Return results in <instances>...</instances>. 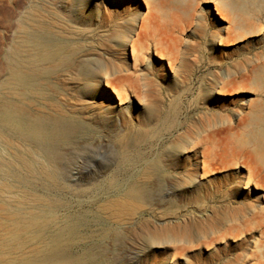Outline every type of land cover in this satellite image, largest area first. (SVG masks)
<instances>
[{
  "label": "rangeland",
  "instance_id": "1",
  "mask_svg": "<svg viewBox=\"0 0 264 264\" xmlns=\"http://www.w3.org/2000/svg\"><path fill=\"white\" fill-rule=\"evenodd\" d=\"M171 1V5L159 7L160 1L157 0H87L86 6L82 7L81 0H0V99L14 102L34 119L57 117V110L62 109L61 115L66 118L63 119L67 125L66 137L75 144V147L69 146L70 149L63 151L60 168L55 172L58 182L31 180L14 183L41 200L31 202L37 207L36 211L30 206L22 210V205L13 202L11 212L15 214L13 217L23 212L28 217L32 214L40 219L44 224L43 231L47 235L60 234L65 252L83 264H95L97 259L105 264H172L173 261L175 264H264V211L259 209L260 204L264 207V200L260 197L263 191L251 186L247 200L232 199L228 207L213 194L204 200L205 208L199 212L182 192L190 190V168L174 170V166L168 165L170 147L187 139L196 128L221 123L227 118L237 126L240 118L234 112L242 108L243 101L264 99V95L251 85L234 94L206 96L212 87H216L222 72L245 68L247 75H252L255 67L264 64V0H249L243 6L251 33L235 28L232 42L222 46L218 44L219 39L214 38V34L220 32L211 25L214 19H218L217 15L212 16L213 4L205 0ZM186 5L196 7L199 12L204 10L203 18L193 21L190 27L184 22ZM88 6H95V12H89ZM139 14L175 28L176 35L182 39L174 59L177 73H181L174 77L168 61L159 60L154 49L140 55L139 69L150 81L153 80L152 96L146 103H139L131 95L122 114L110 110L116 105L119 107L118 100H104L94 86L86 87V83L92 80L82 75L87 73L86 67L71 76L63 74V70L82 63L89 69L99 65L119 69L118 76L129 74L126 69L133 72L131 52L121 44L134 36L135 19ZM32 19H52L54 33L40 32L39 38L44 42L60 40L68 43L69 50L61 61L52 59L46 62H59L58 74L49 80L44 77L40 80L47 90L18 91L9 79L4 59L20 38L18 23L34 27ZM223 25L219 24V27ZM260 28L261 31L257 32ZM225 33L221 32L223 36L227 35ZM221 59L223 64L219 63ZM149 62L153 64L152 70L146 67ZM155 71L159 74L157 81L152 76ZM164 81L170 83L166 85ZM159 84L165 86V92L159 91ZM248 112L245 108L241 117H246ZM71 116L74 120H67ZM1 146L4 145L0 141ZM145 175H150L151 180L145 181ZM157 181L160 185L156 191L149 184ZM137 186L143 187L147 193L143 204L135 197L140 190ZM209 188L213 191L214 186ZM116 200L127 201L139 210L124 222L100 211L102 205ZM219 206L222 207L220 211L224 210L232 217V222L224 228H218L217 223L218 218L223 217L213 214ZM242 213H246V219H241ZM243 224L245 227L241 228ZM250 224H254L253 227ZM212 229L219 231L213 237L225 236L215 244V249L204 247L199 251L195 246L185 245V255H180L181 244L155 247L148 241L151 236L159 237L169 232L182 238L192 234L204 236ZM34 248H26L24 254L30 255ZM194 250L201 255L196 256ZM41 251L37 257L48 252ZM243 252L248 254L247 258L234 262L233 259H239Z\"/></svg>",
  "mask_w": 264,
  "mask_h": 264
},
{
  "label": "bare ground",
  "instance_id": "2",
  "mask_svg": "<svg viewBox=\"0 0 264 264\" xmlns=\"http://www.w3.org/2000/svg\"><path fill=\"white\" fill-rule=\"evenodd\" d=\"M151 1L155 2L156 0ZM248 1L205 0L206 3L213 4L214 12L212 16H218V19H214L211 25L216 27L220 32L219 34H214V38L219 39L220 42L218 44L220 46L232 42L231 35H234L232 33L235 28L243 30L245 33H251V25L246 19L247 14L243 11L245 9H243V6ZM157 2H159V7H165L166 4H170L172 1L157 0ZM86 3L87 0H81L82 7H85ZM147 8L149 9V5ZM88 9L91 13L95 12V6H88ZM99 11L100 9H97V12ZM203 11L201 10L199 12L196 7L186 5L183 9L185 24L190 27L193 21L201 20L204 14ZM248 15L250 16V14ZM20 20L22 19L20 18ZM156 21L144 14L137 15L134 36L128 41L124 40L121 44L122 47L128 48L131 52L133 72L126 69V73L129 74L118 76L120 73L119 69H107L102 65L89 69V66L87 67L82 63H78L74 67L68 66L65 68L63 74L71 76L75 72H79L81 67H86L87 75L85 73L82 75L86 79H92L91 82L86 83V87L91 88L94 86L100 97L104 100L108 98L111 101L113 99L119 101V107L117 105L116 107L111 106V111L116 110L118 113L121 111L123 114V110L127 109L125 104L128 103L127 101H129L131 95L139 103H146L147 98L152 96L151 82L153 80L150 81L147 78V74H144L139 69L140 55L147 53L150 49H154L159 60L168 61V66L173 71L174 77H178L181 73H177V61H174V59L180 49L182 39L176 35L175 28L169 23H167L168 25H163L158 20ZM33 22L34 27L27 26L24 22L18 23L19 26L17 27L20 38L13 47H10V51L6 53L4 59L5 65H3L9 70V79L13 82L14 89L18 91L47 90V87L40 84V80L42 77L49 80L51 76L58 74L57 68L59 62L50 64L46 62H50L52 59L61 61L66 56V51L69 50L68 43L66 44L60 40L44 42L39 38L40 32L54 33L55 24L52 19L46 21L34 19ZM215 24L218 25L216 26ZM219 24L220 26L223 25V27H219ZM223 31L227 33L226 36L221 34ZM260 31L261 28L257 30V32ZM235 37H238V35ZM221 60L219 63L223 64V59ZM152 66L153 64L151 62L146 64L148 70H152ZM246 72L247 69L245 68L237 72H222L221 79L216 81V87L218 88L212 87L210 94L208 92L206 96L214 97V94H234L240 89L247 88L249 85L256 92L264 95V64H259L255 67L252 75H247ZM165 74V72L162 74L164 80L166 77ZM152 76L154 81H157L158 79L156 77H159V74L155 71L152 73ZM103 81H105L104 84ZM163 83L168 85L170 82L164 81ZM158 86L160 92H165L166 88L164 85L159 84ZM245 108H248L249 112L246 117H241L244 114ZM62 111V109L57 110V117L34 119L24 108L17 106L14 102L0 99V141L4 145L0 147V264H83L82 261L71 257L65 252L64 241L60 234L47 235L43 231V222H40V219H36L32 214L28 217V214L23 212L17 215L18 212L16 217H13L15 214L11 212L12 205H10L13 202H18L23 206L22 210H26V207L30 206V208L36 211L37 207L33 206L31 202L41 200L37 196L30 195L26 190L16 186L14 183L31 180H41L44 183L58 182L55 172L60 168L63 151L70 149L69 146L72 148L75 147V144L70 142L66 137L67 125L65 126L63 123V119L66 118L61 115ZM234 115L240 118L237 126L234 125L231 118H227L221 123H213L208 126L202 125L196 128L192 135L187 136V139H181L170 147L168 165L174 166V170H186L190 168V177L188 176L192 182L190 190H182V192L185 199L190 202L192 207L196 210L198 209L199 212L205 208L204 200L213 194L217 196L216 198H220V203L224 202L226 203L224 206L228 207L232 203V199L236 200L237 198L240 201L247 200L251 186H254L256 190L263 191L264 193V99L252 100L250 102L243 101L242 108L234 112ZM67 120H74V117H67ZM218 174H221V176H218ZM211 176H215V178H211ZM144 180H151V176L145 175ZM158 185H160V181L149 184L150 188L154 190L157 189ZM212 185L214 186L213 191L209 188L210 186L212 188ZM143 186L145 185L143 184ZM137 187L140 190L136 192L135 197L138 202L143 204L147 193H145L143 187ZM260 193L258 192V194ZM260 197L264 200V194ZM221 208L219 206V210L215 209L213 212L215 216L223 217V219L218 218V228H224L232 222V217L228 213L226 214V211H220ZM259 209L264 211V207L261 204ZM138 210L139 208L137 206L122 200L110 201L107 205L100 207L101 212L107 213L119 222L129 220L130 216L136 214ZM246 218V213H242L241 219ZM254 223L259 224V222ZM251 225L253 227L254 224H250V227ZM232 227L235 228V226ZM232 227L229 231L232 230ZM242 227H245V225L243 224ZM165 232L169 231L165 230ZM218 232L212 229L207 235L198 236L197 234H192L188 238L173 236L169 232L159 237L158 235L151 236L148 238V241H151L155 247L159 245L178 246V244H181L183 245V248H181L183 250L180 255H185L184 252L187 250L184 247L185 245L195 246L199 251L204 247L208 249L214 248L219 239L225 238L224 235L219 239L213 237ZM208 238L209 240H207ZM156 240H159L160 243ZM245 244L243 247H245ZM28 247L35 248L30 255H25L24 251ZM43 247L48 252H45L42 257H37L36 255L43 250ZM175 248L177 249V247ZM190 249H193V247H190ZM194 253L196 256L201 255L197 251ZM247 256L248 254L243 252L239 259H232L234 262L239 263V261L246 259ZM174 262L172 264H175ZM95 264H105V261L97 259Z\"/></svg>",
  "mask_w": 264,
  "mask_h": 264
}]
</instances>
